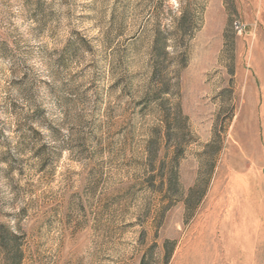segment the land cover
Returning <instances> with one entry per match:
<instances>
[{"label":"rangeland","instance_id":"1","mask_svg":"<svg viewBox=\"0 0 264 264\" xmlns=\"http://www.w3.org/2000/svg\"><path fill=\"white\" fill-rule=\"evenodd\" d=\"M0 264H264V0H0Z\"/></svg>","mask_w":264,"mask_h":264},{"label":"bare ground","instance_id":"2","mask_svg":"<svg viewBox=\"0 0 264 264\" xmlns=\"http://www.w3.org/2000/svg\"><path fill=\"white\" fill-rule=\"evenodd\" d=\"M222 220H223V219H222ZM204 229H205V228H204ZM239 233L243 234V237H244L243 240L245 241V243H246L247 245H249V244H250V236H251V233H250L246 228H243L242 232H241V231L238 232V230H237V232H236L237 237L240 236ZM197 241H198L197 244L201 245V246H200V250H205V251H203V255L206 256V258L211 257L212 253H210V252L208 251V249L206 248V246H207V242H208L207 237H206L204 234H200V235L198 236V238H197ZM202 257H203V256H202ZM203 258H204V257H203ZM203 258H202V259H203ZM206 258H205V259H206Z\"/></svg>","mask_w":264,"mask_h":264},{"label":"built area","instance_id":"3","mask_svg":"<svg viewBox=\"0 0 264 264\" xmlns=\"http://www.w3.org/2000/svg\"><path fill=\"white\" fill-rule=\"evenodd\" d=\"M234 26H235L236 29L239 28V24L238 23H235Z\"/></svg>","mask_w":264,"mask_h":264}]
</instances>
